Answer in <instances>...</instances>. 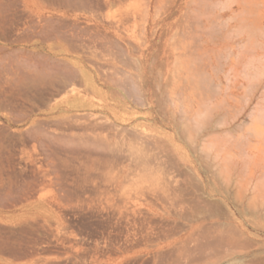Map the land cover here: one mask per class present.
I'll return each mask as SVG.
<instances>
[{
	"label": "rangeland",
	"instance_id": "374dc122",
	"mask_svg": "<svg viewBox=\"0 0 264 264\" xmlns=\"http://www.w3.org/2000/svg\"><path fill=\"white\" fill-rule=\"evenodd\" d=\"M0 1L5 6L3 21L0 20V93H3L0 98L8 107L11 105L14 112L9 118L0 115V264H185L187 260L177 255L176 250L182 242L189 241L194 247L195 241L199 242L201 238L200 244H205L206 240L210 244L226 233L233 235L237 246L229 250V255L225 247L218 249L221 252L202 251L204 254L198 250L196 253V248L191 249L198 255L199 264L219 261L217 251L227 255L223 259L226 264L239 257L249 262L252 259L249 253L260 252L255 259L257 264H264V0L248 2L250 6L256 3L253 6L262 11L258 10L259 20L255 26L246 22L243 27L238 23L241 14H249L244 9L248 6L244 0H207L210 5L205 0H152L151 8L150 0H127L126 5V0H122L121 5L105 0H100L101 3L99 0H69L70 4L68 0H37L41 6L40 16L31 13L24 0ZM215 3L218 4L211 17ZM120 6L122 10L126 6L132 7L125 9L132 16L127 18L128 15L125 17L122 13L120 17ZM187 8L192 9L188 12ZM145 9L151 13L146 33L144 23L148 10ZM118 17L127 18L131 23L124 24L127 19L117 23ZM115 19L122 28L113 23ZM186 20L194 24L190 25ZM51 27L54 30L50 32ZM183 27L189 35L183 32ZM251 30L255 34L253 41L248 39ZM98 32L105 34L101 36L103 38L109 34V42L99 37ZM228 32L235 39H244L235 48L233 57L241 51L245 59L237 70L232 71L228 67L231 50L221 46ZM179 34L183 43L190 41L192 46L187 44L189 48L196 46L191 50L194 52L195 49V55L200 56L198 47L212 36L208 47L214 52H204L202 56L212 57L218 62L214 64L217 67L207 69L206 74L203 72L201 78L198 77L200 79L193 80V84L192 81L191 84L187 80L184 82L185 79L167 82L173 80L170 75L178 72H175L179 67L175 57L187 43L182 45L181 39L178 42L175 37ZM177 42L182 45L178 52L175 50ZM142 44L145 47L143 56ZM201 59L205 62L207 58L201 57L198 61ZM42 61H46L45 64ZM63 64L66 70L75 67L79 74L77 72L72 79L67 76L69 82L59 79L54 86L37 85L38 79L64 69ZM168 65H175L172 67L174 73L167 70ZM11 70L13 72L9 73ZM21 70H26V74ZM31 72H35V76ZM215 72L221 74L222 83ZM9 75L7 81L5 77ZM25 75L33 80L39 75L35 80L37 83ZM29 82L33 87L36 83L34 90L32 86L30 89ZM65 83H70L68 89L72 87L74 91L69 102L62 101L56 107V101L66 95ZM193 87L198 94L203 92L197 99L191 93ZM18 109L20 112L12 121ZM21 111L29 112L40 121L37 129L44 135H37L42 136L41 140L32 134L28 135L33 137H27L20 131L23 127L17 119L22 116ZM91 123H96V129L91 128ZM40 128L46 129L45 133ZM33 144L41 146L34 148ZM43 144L52 146L50 149L55 151L47 147L48 152L58 154L46 153ZM21 145L25 147L24 151L28 149L25 155ZM64 145L85 146H82V154L73 156L67 153ZM86 145L90 147L86 148ZM85 152L91 153L87 154L89 160L96 154V163L89 161ZM113 176L117 177L114 181ZM192 237L195 238L194 245Z\"/></svg>",
	"mask_w": 264,
	"mask_h": 264
},
{
	"label": "bare ground",
	"instance_id": "6f19581e",
	"mask_svg": "<svg viewBox=\"0 0 264 264\" xmlns=\"http://www.w3.org/2000/svg\"><path fill=\"white\" fill-rule=\"evenodd\" d=\"M10 1V0H9ZM25 1V5L27 6V8L31 11V13H36V14H40L41 15V6L39 5V3H38V1L37 0H24ZM64 1H66V0H63V2ZM71 1V0H70ZM100 1V0H99ZM102 1H104V0H102ZM106 2H113V3H115V2H120V4L119 5H121V2H123L122 0H105ZM104 1V2H105ZM143 1V0H142ZM158 1V0H157ZM160 1V0H159ZM163 1V0H162ZM166 1V0H165ZM195 1V0H194ZM197 1V0H196ZM195 1V2H196ZM201 1H203V0H201ZM208 1H211V0H208ZM207 0H205V2L207 3L208 2ZM236 1V0H235ZM237 1H239V0H237ZM240 1H242V0H240ZM247 4H248V2H250L251 0H244ZM244 1H242V2H244ZM0 2H2V1H0ZM20 2V1H19ZM68 2H69V0H68ZM74 2V1H73ZM104 2H102L103 4H105ZM125 2V4L124 3H122V6H123V4L124 5H126V2H127V0L126 1H124ZM198 2H199V0H198ZM197 2V3H198ZM220 2V1H219ZM241 2V3H242ZM56 3H58V2H56ZM62 3V2H61ZM65 3H67V2H65ZM75 3V2H74ZM96 3H97V1H96ZM99 3V2H98ZM100 3H101V1H100ZM99 3V4H100ZM192 3H194V2H192ZM238 3V2H237ZM245 3V4H246ZM4 4V3H3ZM3 4L2 3H0V20L1 21H3V18H2V16H3V11L5 10V6L3 7ZM60 4V3H59ZM69 4H70V2H69ZM68 4V5H69ZM112 4V3H111ZM141 4V3H140ZM144 4V3H143ZM142 4V5H143ZM162 4V2L160 3V5ZM216 4V3H215ZM215 4H212V5H214L213 6V9H211L212 11H211V17L213 16V14H215L214 12H215V9H216V6H217V4L215 5ZM239 4H240V2H239ZM244 4V3H243ZM244 4V6H246ZM19 5H20V3H19ZM61 5H63V4H61ZM98 5V4H97ZM146 5V4H145ZM147 5H148V3H147ZM199 5H201V4H199ZM205 5H207V4H205ZM208 5H210L209 4V2H208ZM252 6H250L249 4H248V6H250L249 8H247V7H244V9H246V10H248V15H245V13H243L244 15L242 16V14H241V17H240V19H239V25L241 26V27H243L244 26V24L247 22V23H250V24H253L254 26H255V24H257L258 23V20H259V17H258V15H257V13H258V10H259V12L261 13V11L262 10H260V9H256V7H254L253 5H255L256 6V3L254 4H251ZM56 6V5H55ZM151 6H152V0H150V2H149V7L151 8ZM165 5H163L162 7H164ZM203 6V5H202ZM18 7V6H17ZM102 7H104V5L102 6ZM121 7V6H120ZM119 7V9H121L122 10V7L120 8ZM127 7V6H126ZM126 7H124V10H122V12H121V14L119 15L120 17L121 16H123V15H125V17H126V14L128 15L127 16V18H130V16H132V14H128L129 13V11H125V9L126 10H128L129 8H126ZM206 7V6H205ZM215 7V8H214ZM242 7V8H243ZM116 8H118V7H116ZM146 8H148V7H146ZM157 8V7H156ZM102 9V8H101ZM130 9H132V7L130 8ZM129 9V10H130ZM134 9V8H133ZM142 9H143V7H142ZM188 9V12H189V10L190 9H192V8H187ZM243 9V10H244ZM137 10V9H136ZM146 11L148 10V9H145ZM196 10V9H195ZM242 10V11H243ZM120 11V10H119ZM124 11L126 12L125 14H124ZM156 11V10H155ZM191 11V10H190ZM240 11V10H239ZM25 12H27V10L25 11ZM143 12H144V10H143ZM143 12H142V14H143ZM194 12V11H193ZM193 12L191 13V14H193ZM196 12V11H195ZM12 13V12H11ZM29 13V12H28ZM118 13V12H117ZM120 13V12H119ZM122 13H123V15H122ZM131 13V12H130ZM213 13V14H212ZM188 14V13H187ZM206 14V13H205ZM218 14V13H217ZM216 14V16H218ZM263 18H264V9H263ZM25 15V14H24ZM34 15V14H33ZM39 15V16H40ZM135 15H136V12H135ZM145 15V14H144ZM155 16L157 15V14H154ZM196 15H197V13H196ZM202 15V14H201ZM220 13H219V18H220ZM237 15V14H236ZM235 15V16H236ZM9 16V15H8ZM16 16V15H15ZM140 16H141V13H140ZM146 16V15H145ZM155 16H154V19H155ZM184 16V15H183ZM187 16H189V15H186V17ZM203 16V15H202ZM208 16V15H207ZM238 16H240V14L238 15ZM259 16H261V15H259ZM29 17V16H28ZM120 17H118V18H116V19H118L117 21V23H122V22H124V20H126V19H119ZM143 17V16H142ZM150 17H151V13H150V10H148V15H147V18H146V20H145V26H144V31H145V33H146V30H147V24H148V22H149V19H150ZM186 17H184V18H186ZM208 17H210V15L208 16ZM210 17V18H211ZM2 18V19H1ZM18 18V17H17ZM27 18V17H26ZM25 18V19H26ZM218 18V19H219ZM233 18V17H232ZM235 19H236V17H234ZM234 18H233V20H234ZM4 19H5V13H4ZM41 19V18H40ZM47 19V18H46ZM50 19V18H49ZM48 19V20H49ZM56 19H58V18H56ZM62 19V18H61ZM64 19V18H63ZM105 19V18H104ZM116 19H115V21L113 20V23L115 22V25H117L118 26V24H116ZM188 19V18H187ZM190 19V18H189ZM216 19V18H215ZM215 19H213V21L214 22H216V20ZM238 19V18H237ZM8 20V19H7ZM7 20H5L6 22H7ZM28 20V19H27ZM30 20V19H29ZM33 20V19H32ZM34 20H36V19H34ZM43 20V19H42ZM54 20V19H53ZM67 20V19H66ZM128 20L129 19H127L126 21H125V23L124 24H126V22L129 24V23H131L130 21L128 22ZM131 20V19H130ZM0 21V24L2 23ZM37 21V20H36ZM41 21V20H40ZM46 21V20H45ZM64 21V20H63ZM69 21V20H68ZM68 21H66V22H68ZM108 21V20H107ZM187 22H188V20H186ZM208 21H209V19H208ZM43 22V21H42ZM47 22V21H46ZM45 22V23H46ZM50 22V21H49ZM58 22V21H57ZM62 22V21H61ZM65 22V23H66ZM186 22V24H190V22H188L187 23ZM194 22H197V20L196 21H194ZM17 23V22H16ZM34 23V22H33ZM48 23V22H47ZM109 23H110V20H109ZM202 23V22H201ZM200 23V24H201ZM5 24V23H4ZM10 24V23H9ZM51 24V23H50ZM71 24V23H70ZM186 24H184V25H186ZM191 24H194V23H191ZM190 24V25H191ZM199 24V25H200ZM14 25V24H13ZM19 25V24H18ZM17 25V26H18ZM40 25V24H39ZM44 25V24H43ZM59 25V24H58ZM57 25V26H58ZM67 25V24H66ZM81 25V24H80ZM110 25H111V23H110ZM114 25V26H115ZM202 25V24H201ZM204 25V24H203ZM203 25H202V27H203ZM213 25V24H212ZM214 25H215V23H214ZM4 27H5V25H3ZM11 26V25H10ZM17 26L15 27V28H17ZM37 26V25H36ZM41 26V25H40ZM125 26V25H124ZM130 26V25H129ZM187 26H189V25H187ZM194 26V25H193ZM193 26L191 27L192 29H193ZM198 26V25H197ZM210 26H211V24H210ZM233 26V25H232ZM232 26H230V30L232 31L233 30V28H232ZM12 27V26H11ZM44 27V26H43ZM42 27V28H43ZM48 28H49V26H47ZM52 27H53V24H52ZM50 28V32H51V29L52 30H54L53 28H55V27H53V28ZM60 27V26H59ZM116 27V26H115ZM119 28H122V26H118ZM117 27V28H118ZM180 27V26H179ZM38 28V27H37ZM181 28H182V24H181ZM23 29V28H22ZM32 29V28H31ZM45 29H46V25H45ZM44 29V30H45ZM56 29V28H55ZM184 29H187V28H184L183 27V32H186V31H184ZM189 29V28H188ZM195 29V28H194ZM201 29V28H200ZM203 29V28H202ZM24 30V29H23ZM35 30V29H34ZM33 30V31H34ZM61 30V29H60ZM101 30V29H100ZM99 30V31H100ZM117 30H119V29H117ZM204 30V29H203ZM202 30V31H203ZM209 30V29H208ZM207 29H206V31H208ZM1 31V30H0ZM26 31V30H25ZM29 31V30H28ZM48 31V30H47ZM98 31V30H97ZM96 31V32H97ZM102 31V30H101ZM189 31H191V30H189ZM30 32V31H29ZM42 32V31H41ZM49 32V31H48ZM61 32H62V30H61ZM106 32V31H105ZM188 32V31H187ZM186 32V33H187ZM194 32H195V30H194ZM198 32V31H197ZM197 32L195 33V34H197ZM199 32H201V30L199 31ZM210 32V31H209ZM31 33V32H30ZM45 33V32H44ZM103 33V32H102ZM143 33V32H142ZM178 33H179V31L177 32V35H178ZM189 33V32H188ZM187 33V35H189ZM215 33V32H214ZM231 33V32H230ZM229 32H228V34H226L225 35V37H223L224 38V40L221 42V46L223 47L222 49H227V50H231V52H230V54H229V58H230V62L228 63V67H229V69L232 71V70H237V68L241 65V63L244 61V59H245V57H244V52H241V51H239L236 55H237V57L236 58H234L233 56L235 55V52H234V50H235V48L236 47H239L240 46V44H241V42L244 40L243 38L242 39H235L233 36H232V34H230ZM17 34H18V32H17ZM21 34V33H20ZM19 34V35H20ZM29 34V33H28ZM39 34V33H38ZM51 34V33H50ZM98 34H99V32H98ZM101 34V33H100ZM99 34V37H101V36H103V35H105V34H101L100 35ZM140 34V33H139ZM182 34V33H181ZM192 34H194V33H192ZM209 34H211V33H209ZM1 35V34H0ZM54 35V34H53ZM59 35V34H58ZM108 36H109V34H107ZM212 35H215V34H213L212 33ZM18 36V35H17ZM55 36V35H54ZM96 36H98V35H96ZM108 36H106V38L105 39H107L108 38ZM112 36V35H111ZM140 36V35H139ZM181 35L179 34V37L177 36V37H175V38H178V42L180 43V39H181V42L182 41H184V40H182L183 38L182 37H180ZM191 36H193V35H191ZM191 36H189V37H191ZM199 37H200V35H198ZM197 36V37H198ZM254 36H255V34H254V31L253 30H251L250 31V33H248V39H250V40H254ZM25 37V36H24ZM43 37V36H42ZM51 37V36H50ZM98 37V38H99ZM143 37V36H142ZM141 37V38H142ZM188 37V36H187ZM195 37H196V35H195ZM215 37V36H214ZM214 37H213V39H214ZM219 37V36H218ZM241 37V36H240ZM18 38V37H17ZM20 38H21V36H20ZM101 38H103V37H101ZM101 38H99V39H101ZM103 38V39H104ZM211 38H212V36H211ZM211 38L209 39V38H207V39H204V42H203V44L202 45H200V47H198V50L199 51H203V52H199L198 51V53H200L201 54V56L199 55V57L201 58H207L206 59V61L204 62V59H201V61L199 60L198 61V59H200V58H198V55H197V57H196V55H195V49H194V52L191 50V48H193V47H191V48H189V46H192L191 45V43H190V41H186V42H184V43H186V44H184L183 42H182V45L184 44V45H186V46H184L183 45V47H185L184 49H183V51H182V49H181V51L182 52H180V54H177L178 56H176L175 58H176V60H175V62L176 61H178V65H179V67L177 66L176 68L177 69H175V72H176V70L178 71V72H176V74L175 75H173L172 73V75H170V72L172 71L173 73H174V70H173V68L175 67V65L174 66H169L168 65V69L167 70H169L170 72H167L168 73V76L167 77H169V75L171 76V78H172V76H173V80H167V82H174L175 83V80H176V82H177V79H185V81L184 82H186V80H187V82L188 81H190V82H188L189 84H191V81H192V84H193V80L195 81L196 79H200L201 78V76L203 75V72H205L204 74H206V71H207V69H215L214 67H217L216 65L214 66V64L217 62H215V60L214 59H212V57H210V56H202V54H204V52H208L209 53V51H213V50H209L210 48L208 47L209 46V43H210V40H211ZM216 38V37H215ZM50 39V38H49ZM63 39V38H62ZM109 39H110V37H109ZM115 39V38H114ZM195 39V38H194ZM212 39V40H213ZM108 40V39H107ZM107 40H104L105 42L107 41ZM112 40V39H111ZM176 40V39H175ZM188 40V39H187ZM189 40H190V38H189ZM191 40L193 41V39H192V37H191ZM200 40V39H199ZM102 41V40H101ZM113 41V40H112ZM202 41H203V39H202ZM108 42H109V40H108ZM178 42L176 43V45H180L181 47H182V45L181 44H178ZM194 43L196 42V41H193ZM192 42V43H193ZM198 42V41H197ZM214 42V41H213ZM174 43V42H173ZM190 43V45L189 46H187V44H189ZM118 44V43H117ZM120 45H121V43H119ZM130 44H132V43H130ZM171 44H172V42H171ZM175 44V43H174ZM109 45V44H108ZM111 45V44H110ZM109 45V46H110ZM119 45V46H120ZM194 45V44H193ZM196 45H197V43H196ZM117 46V45H116ZM123 46V45H122ZM134 46V45H133ZM141 46V49H142V51H141V56H143L144 55V50H145V47H144V45L142 44V45H140ZM173 46V45H172ZM178 46H175V50L178 52V48H180V46L178 47ZM5 47V46H4ZM111 47H113V46H111ZM115 47V46H114ZM113 47V48H114ZM168 47H169V45H168ZM188 49H187V48ZM194 48H196V46L194 47ZM115 49V48H114ZM119 49H120V47H119ZM166 49V48H165ZM118 50V49H117ZM121 50H122V47H121ZM124 50V49H123ZM169 50H171V49H169ZM168 50V51H169ZM167 50H165V53L167 52V53H169ZM13 52V51H12ZM32 52V51H31ZM114 52V51H113ZM124 52V51H123ZM171 52H173L172 50H171ZM171 52L169 53V54H171ZM176 52V53H177ZM214 52V51H213ZM216 52V51H215ZM118 54H119V52H117ZM16 55L18 54L17 52L15 53ZM14 54V55H15ZM109 54V53H108ZM107 54V55H108ZM113 54V53H112ZM114 54H116L115 52H114ZM113 54V55H114ZM169 54H167V56L169 55ZM215 54V53H214ZM13 55V56H14ZM35 55V54H34ZM44 55V54H43ZM117 55V54H116ZM172 55H175V52H174V54L172 53ZM195 55V56H194ZM207 55V54H206ZM210 55V54H209ZM217 55V54H216ZM120 56V55H119ZM119 56H117V57H119ZM15 57V56H14ZM20 57V56H19ZM35 57V56H34ZM43 57V56H42ZM154 56H152V58H153ZM156 57V56H155ZM168 57H171V56H168ZM167 57V58H168ZM173 57V56H172ZM17 58V57H16ZM33 58V57H32ZM113 58V57H112ZM132 58V57H131ZM211 58V59H210ZM216 58V57H215ZM29 59V58H28ZM48 59V58H47ZM46 59V60H47ZM110 59V58H109ZM115 59H117V58H115ZM120 59V58H119ZM122 59V58H121ZM124 59V58H123ZM209 59V60H208ZM12 60H14V59H12ZM12 60L10 61V62H12ZM53 60V59H52ZM52 60H51V62H52ZM60 60V59H59ZM125 60V59H124ZM127 60H129V61H131L130 59H127ZM126 60V61H127ZM135 60V59H134ZM133 60V61H134ZM168 60V59H167ZM173 60V59H172ZM172 60H171V58H170V61H171V63H173L172 62ZM208 60V61H207ZM219 60H220V58H219ZM218 60V61H219ZM25 62H26V60H24ZM41 61V60H40ZM125 61V62H126ZM9 62V61H8ZM9 62V63H10ZM21 62H23V60L21 61ZM35 62V61H34ZM44 64H45V62L46 61H42ZM55 62V61H54ZM98 62V61H97ZM119 62H121V61H119ZM135 62H136V60H135ZM139 62V61H138ZM154 62V61H153ZM169 62V61H168ZM200 62V63H199ZM201 62H203V64L201 63ZM220 62V61H219ZM6 63V62H5ZM4 63V64H5ZM13 63V62H12ZM15 63V62H14ZM50 63V62H49ZM124 63V62H123ZM129 63V62H128ZM19 64V63H18ZM18 64H16L15 63V65H18ZM21 64H24V63H21ZM54 64V63H53ZM52 64V65H53ZM97 64V63H96ZM131 64H133V63H131ZM216 64H218V62L216 63ZM12 65V64H11ZM33 65V64H32ZM38 65V64H37ZM52 65H51V67H52ZM55 65H56V63H55ZM110 65V64H109ZM137 65V64H136ZM165 65V64H164ZM176 65H177V63H176ZM47 66H50V64L49 65H47ZM63 66L65 67L64 69H65V71H64V69L62 68L61 70H56V71H53V70H55V69H53L52 70V68L50 69V70H52L53 71V73L50 75V76H47V78H46V76H44V78L42 77V79L40 78V79H38V82H39V84H37V85H40V84H48V87H49V85L50 86H54L57 82H59L58 80L59 79H65L64 80V82H69V81H71L70 79H72L75 75H77L76 73L79 71L78 70V68H77V72H76V70H74V68L75 67H73V69L70 71V69H67L66 70V65H64L63 64ZM71 66V65H70ZM99 66V65H98ZM138 66V65H137ZM203 66V67H202ZM6 67V66H5ZM19 67V66H18ZM24 67V66H23ZM22 67V68H23ZM26 67V66H25ZM27 67H28V65H27ZM39 68H40V66H38ZM67 67H69V66H67ZM72 67V66H71ZM129 67H130V65H129ZM1 68V67H0ZM17 68V67H16ZM30 68V67H29ZM49 68V67H48ZM115 68V67H114ZM159 68V67H158ZM157 68V69H158ZM179 68V69H178ZM7 69V68H6ZM24 69V68H23ZM28 69V68H27ZM26 69V70H27ZM41 69H43L42 67H41ZM119 69V68H118ZM203 69V70H202ZM4 70V69H3ZM24 71V70H21L22 72H23V74L25 73L26 74V72L27 71ZM44 70V69H43ZM42 70V71H43ZM49 70V71H50ZM68 70H69V72H68ZM104 70V69H103ZM121 70H122V68H121ZM220 71H221V68L219 69ZM5 71V70H4ZM7 71V70H6ZM9 71V70H8ZM7 71V72H8ZM20 71V72H21ZM40 71V70H39ZM106 71V70H105ZM219 71V72H220ZM223 71V70H222ZM6 72V73H7ZM11 72H13V70H11L9 73H11ZM37 72V71H36ZM41 72V71H40ZM67 72V73H66ZM119 72V71H118ZM125 72H126V70H125ZM144 72V71H143ZM160 72V71H159ZM158 72V73H159ZM217 73V72H215V76H216V74H217V76H216V78L217 79H219V81L221 82V80H222V76H221V74L220 73ZM8 73V74H9ZM31 73H33V72H31ZM35 73V72H34ZM34 73H33V75H34ZM69 73V74H68ZM114 73V72H113ZM120 73H122V72H120ZM157 73V72H156ZM209 73V72H208ZM15 74H18V72H16ZM37 74H39V72L37 73ZM43 74H44V72H43ZM45 74H46V72H45ZM44 74V75H45ZM78 74H79V72H78ZM130 74V73H129ZM162 74V73H161ZM213 74V73H212ZM12 75V74H11ZM40 75V74H39ZM39 75H38V77H39ZM106 75V74H105ZM122 75V74H121ZM132 75V74H131ZM135 75H137V74H135ZM158 75V74H157ZM201 75V76H200ZM6 76H8V75H6ZM15 76V75H14ZM26 76V75H25ZM35 76V75H34ZM67 76H68V78H70L69 79V81H66V79H68L67 78ZM107 76V75H106ZM123 76H124V74H123ZM126 76H129V75H126ZM133 76V75H132ZM27 77V76H26ZM29 77V76H28ZM27 77V78H28ZM37 77V78H38ZM49 77V78H48ZM78 77V76H77ZM198 77H200V78H198ZM203 77H205V76H203ZM209 77L210 76H208V79H209ZM6 79H7V81H9L8 80V78H10V75H9V77H5ZM17 78V77H16ZM16 78L14 77L13 79H15L16 80ZM24 78V79H26L27 80V82H28V79L30 78ZM37 78L35 79V80H37ZM103 78V77H102ZM153 78H155L154 76H153ZM157 78V77H156ZM170 78V77H169ZM170 78V79H171ZM4 79V78H3ZM31 79V78H30ZM205 79H207V77L205 78ZM5 80V79H4ZM32 81H35V80H33V79H31ZM25 81V80H24ZM63 81V80H62ZM179 81V80H178ZM0 82H1V80H0ZM27 82H26V84H27ZM36 83H37V81H35ZM73 82V81H72ZM118 82V81H117ZM170 82V83H171ZM200 82V81H199ZM202 82H205V81H203L202 80ZM14 83V82H13ZM36 83H34V87H35V84ZM61 83V82H60ZM195 83V82H194ZM211 83V82H210ZM222 83V82H221ZM220 83V84H221ZM5 84V83H4ZM21 84V83H20ZM29 84H31L30 85V89H31V86H32V83H30L29 82ZM66 84V83H65ZM65 84H63V85H65ZM70 83H67L66 84V86H63L64 87V89H65V87H66V95L64 96V97H62V100L61 101H56V107L58 106V105H60V102H62V101H70V95H71V93L74 91V88H70V89H68L69 88V85ZM73 84V83H72ZM158 83L156 82V85H157ZM166 84V83H165ZM168 84V83H167ZM184 84V86H186V83H183ZM24 85H25V83H24ZM62 85V84H61ZM60 85V86H61ZM177 85V84H176ZM207 85H209V83H207ZM4 86V85H3ZM11 86V85H10ZM22 85H20L19 87H21ZM26 86V85H25ZM27 86H29V85H27ZM46 87H47V85H45ZM167 86V85H166ZM170 86V85H169ZM174 86V85H173ZM172 86V87H173ZM183 86V85H182ZM201 86V85H200ZM206 85H203V87H205ZM5 87H9V86H6L5 85ZM19 87L17 86V88L19 89ZM34 87L32 86V90H34ZM62 87V86H61ZM90 88L92 87V89H94V87L93 86H89ZM156 87H158V86H156ZM171 87V88H172ZM197 87V86H196ZM195 87V88H196ZM221 87V86H220ZM2 88V87H1ZM0 88V89H1ZM6 88V89H7ZM10 88V87H9ZM15 88V87H14ZM21 88H24L23 86L21 87ZM179 88H181V87H179ZM189 88H190V86H189ZM192 88V87H191ZM190 88V89H191ZM210 88H211V85H210ZM218 88V87H217ZM29 89V90H30ZM36 89H38V88H36ZM44 89V88H43ZM62 89V88H61ZM60 89V90H61ZM174 89V88H173ZM197 89V88H196ZM203 89V88H202ZM207 88H205V90H206ZM209 89V88H208ZM15 90V89H14ZM24 90V89H23ZM45 90V89H44ZM47 90V89H46ZM166 90V89H165ZM175 90V89H174ZM217 90V89H216ZM220 90V89H219ZM62 91V90H61ZM91 91H93V90H91ZM171 91H173L172 89H171ZM204 91V90H203ZM14 92L15 91H13V94H14ZM42 92H44V91H42ZM165 92V91H164ZM163 92V93H164ZM169 92V91H168ZM174 92V91H173ZM17 93V92H16ZM23 93V92H22ZM25 93V92H24ZM166 93H167V91H166ZM174 93H177V92H174ZM173 93V94H174ZM192 95L195 97V99H197L196 97H200V95L199 94H202L203 92H202V90H201V93H199L198 94V92H196L195 90H194V87H193V89H192ZM219 93V92H218ZM1 94H3L2 92L0 93V96H2ZM57 94V93H56ZM55 94V95H56ZM58 95H59V92H58ZM171 95V94H170ZM176 95V94H175ZM39 96V95H38ZM52 96V95H51ZM163 96H164V94H163ZM162 96V97H163ZM209 96V95H208ZM207 96V97H208ZM40 97V96H39ZM42 97H44V96H42ZM171 97V96H170ZM174 97V96H173ZM173 97H171V98H173ZM2 98V97H1ZM1 98H0V115H1V113H2V115L3 116H5V117H8L9 118V116L11 115V112H13V111H11V105H10V107H8V105L6 104V103H4V102H2V100H1ZM13 98V97H12ZM33 98V97H32ZM48 98V97H47ZM52 98V97H51ZM167 98H168V96H167ZM3 99V98H2ZM14 99V98H13ZM19 99V98H18ZM41 99V98H40ZM53 99V98H52ZM162 99V98H161ZM166 99V98H165ZM170 99V98H169ZM194 99V100H195ZM205 99V98H204ZM173 100H175V99H173ZM7 101V100H6ZM10 101V100H9ZM171 101H172V99H171ZM196 101V100H195ZM199 101V100H198ZM201 101V100H200ZM202 101H203V98H202ZM205 101V100H204ZM10 102H12V101H10ZM15 102V101H14ZM13 102V103H14ZM17 102V101H16ZM166 101H164V103H165ZM170 101H168V103H169ZM193 102V101H192ZM191 102V103H192ZM18 103V102H17ZM26 103V102H25ZM203 103V102H202ZM9 104V103H8ZM15 104V103H14ZM24 106V105H23ZM201 107V106H200ZM14 108V107H13ZM18 108V107H17ZM194 108V107H193ZM192 108V109H193ZM24 109V108H23ZM191 109V108H190ZM19 110V109H18ZM14 111H16V110H14ZM17 112H20V110L19 111H16V113ZM22 112V116H21V114H20V118L19 119H17V122H18V124L20 125V126H22L23 127V129H21L20 131H22V133L23 132H25L24 134L28 137V136H30L31 134L32 135H36L35 136V138L36 139H38V141L39 140H41V137H38L39 135H44V134H42V132H40L38 129H37V125H38V122H40L37 118H35L32 114H30L29 112H23V111H21ZM196 112V111H195ZM14 113V112H13ZM15 113V116H13L12 117V121L13 120H15V119H13V118H16V115H18L19 113H17L16 114ZM193 113H194V111H193ZM11 117V116H10ZM50 119V118H49ZM56 120V119H55ZM54 121V120H53ZM9 122H11V120H9ZM12 123V122H11ZM49 124L51 125V122H49ZM92 124V127L91 128H93V129H96V123H91ZM39 127H40V125H39ZM38 127V128H39ZM42 127V126H41ZM41 129V128H40ZM35 130H37L36 132L37 133H35ZM42 130V129H41ZM44 130H46V129H43L42 131H43V133H45V131ZM1 131V130H0ZM33 132V133H32ZM49 132V131H48ZM47 132V133H48ZM3 133V132H2ZM39 133V135H37ZM28 134H30V135H28ZM50 134V133H49ZM52 134H50V136H51ZM25 136V137H26ZM49 136V135H48ZM48 136H47V138H48ZM50 136H49V138H50ZM31 137H33V136H30V138ZM52 137L54 138L55 136L54 135H52ZM35 138H33V139H35ZM56 138V137H55ZM58 138V137H57ZM56 138V139H57ZM60 138V137H59ZM27 139V138H26ZM29 139V138H28ZM51 139L52 138H50V139H48V140H50L51 141ZM55 139V140H56ZM29 140H31V139H29ZM45 140V139H44ZM54 140V139H53ZM54 140V141H55ZM59 140V139H58ZM74 140V139H73ZM33 141V140H32ZM37 141V142H38ZM46 141V140H45ZM51 144V143H50ZM8 146V145H7ZM10 146V145H9ZM13 146V145H12ZM22 146V145H21ZM33 146H34V144H33ZM38 145H36V146H34V148H36ZM41 146V145H40ZM40 146H38V147H40ZM42 146H45V148H44V151H45V149L47 148V149H50V147L52 148V146H50V145H42ZM50 146V147H49ZM54 147L56 146V145H53ZM64 146H66L65 148H67V150H68V152L67 153H69L70 152V154H72L73 156H79V154L81 153V150H82V146H85V145H64ZM87 146H89L90 147V145H86V148H88ZM23 147L24 146H22L21 148H22V150H23ZM29 147V146H28ZM27 147V148H28ZM95 147H96V145H95ZM95 147H94V149H95ZM25 148V147H24ZM55 148H57V147H55ZM62 148H63V146H62ZM61 148V149H62ZM30 149V148H29ZM46 149V150H47ZM84 149H85V147H84ZM93 149V148H92ZM91 149V150H92ZM93 149V150H94ZM11 150H12V148H11ZM17 150V149H16ZM20 151H21V153H24L25 151H27L28 149H26L24 152H22V150L21 149H19ZM18 150V151H19ZM36 150V149H35ZM50 150H53V149H50ZM56 151H57V149H55ZM60 150V149H59ZM58 150V151H59ZM2 151V150H1ZM5 151V150H4ZM38 151H39V149H38ZM38 151H36V152H38ZM54 151V150H53ZM95 151H96V149H95ZM3 152V151H2ZM16 152V151H15ZM29 152V151H28ZM27 152V153H28ZM35 152V153H36ZM40 152L41 153H43L42 152V150H40ZM46 152V151H45ZM44 152V153H45ZM55 152V151H54ZM54 152H48V150H47V152L46 153H49V154H54ZM60 152V151H59ZM66 152V151H65ZM83 152V151H82ZM87 152V151H86ZM85 152V157H87V154H91V153H86ZM89 152H90V150H89ZM93 152V151H92ZM43 153V154H44ZM61 153V152H60ZM63 153V152H62ZM94 153V152H93ZM2 154H4V153H2ZM8 154V153H7ZM18 154V153H17ZM26 154V152L24 153V155ZM48 154V155H49ZM58 154V153H57ZM57 154H54V155H57ZM82 154V153H81ZM9 155V154H8ZM13 155V154H12ZM22 155V154H21ZM27 155H29V154H27ZM26 155V156H27ZM53 155V156H54ZM5 156V155H4ZM41 156V155H40ZM45 156V155H44ZM47 156V155H46ZM67 156V155H66ZM96 154L95 155H93V157L91 156L90 157V159L91 160H89L88 159V157H87V159L89 160V161H91L92 163H96ZM2 157V156H1ZM21 157V156H20ZM28 157V156H27ZM42 157H43V155H42ZM48 157H51V156H48ZM13 158V157H12ZM24 158V157H23ZM44 158V157H43ZM51 158H53V157H51ZM77 158V157H76ZM24 159H27V158H24ZM29 159V158H28ZM37 159V158H36ZM46 159V158H45ZM44 159V160H45ZM64 159V158H63ZM86 159V158H85ZM9 160V159H8ZM12 160V159H11ZM22 160V159H21ZM57 160H58V158H57ZM59 160H62L61 158L59 159ZM69 160V159H68ZM67 160V161H68ZM87 160V161H88ZM27 161V160H26ZM65 161V160H64ZM74 161V160H73ZM89 161H88V164H89ZM6 162V161H5ZM21 162V161H20ZM15 163V162H14ZM24 163H25V161H24ZM39 163V162H38ZM57 163V162H56ZM55 163V164H56ZM66 163V162H65ZM16 164V163H15ZM22 164V163H21ZM72 164V163H71ZM87 164V163H86ZM18 165H19V163H18ZM43 165V164H42ZM67 165V164H66ZM70 165V164H69ZM96 165V164H95ZM6 166V165H5ZM20 166V165H19ZM47 166V165H46ZM58 166H60V164L59 165H57V167ZM65 166V165H64ZM68 166V165H67ZM66 166V167H67ZM7 167V166H6ZM24 167H26V166H24ZM51 167H53V166H51ZM61 167H62V165H61ZM86 167H87V165H86ZM18 168V167H17ZM55 168H56V166H55ZM54 168V169H55ZM88 168V167H87ZM25 169V168H24ZM65 168H63V170H64ZM4 170V169H3ZM56 170V169H55ZM60 170V168L58 169V171ZM94 170H95V168H94ZM14 171V170H13ZM16 172V171H15ZM25 172V171H24ZM29 172V171H28ZM5 173V172H4ZM42 173H44L45 174V172L43 171ZM85 173H87V172H85ZM22 174V173H21ZM26 174V173H25ZM4 175H6V174H4ZM11 175V174H10ZM17 175V174H16ZM30 175V174H29ZM36 175V174H35ZM46 175V174H45ZM87 175L89 176V174L87 173ZM86 175V176H87ZM12 176V175H11ZM21 176V175H20ZM19 176V177H20ZM26 176V175H25ZM87 176V177H88ZM118 176V175H117ZM15 177V176H14ZM56 178V177H55ZM89 178V177H88ZM113 178H117L116 176H113L112 177V181H114V180H116V179H113ZM17 179V178H16ZM54 179V178H53ZM63 179V178H62ZM85 179V178H84ZM21 181H23L22 179H20ZM31 180H32V178H31ZM46 180V179H45ZM13 181V180H12ZM17 181V180H16ZM42 181V180H41ZM67 181V180H66ZM18 182V181H17ZM78 182H80V181H78ZM21 183V182H20ZM8 184V183H7ZM15 185V184H14ZM17 185H24V184H17ZM40 185V184H39ZM38 185V186H39ZM25 186V185H24ZM43 186V185H42ZM114 186V185H113ZM122 186V185H121ZM28 187H29V185H28ZM41 187V186H40ZM39 187V188H40ZM6 188V187H5ZM17 188V187H16ZM16 188H13V189H16ZM18 188H19V186H18ZM22 188V187H21ZM63 188V187H62ZM2 189V188H1ZM119 190V189H118ZM2 191V190H1ZM18 191V190H17ZM37 191V190H36ZM21 192V191H20ZM38 192V191H37ZM109 192V190L107 191V193ZM63 193V192H62ZM4 194V193H3ZM2 194V195H3ZM10 195H12V193H9ZM15 194V193H14ZM65 194V193H64ZM67 194H69V193H67ZM110 194V193H109ZM16 195V194H15ZM14 195V196H15ZM259 195V194H258ZM70 196V195H69ZM13 197V196H12ZM11 197V198H12ZM18 198V197H17ZM40 198V197H39ZM63 198V197H62ZM41 199V198H40ZM65 199V198H64ZM13 200H15V199H13ZM16 200H18V199H16ZM24 200V199H23ZM6 201V200H5ZM19 201H20V199H19ZM64 202V201H63ZM52 205V204H51ZM8 206H10V205H8ZM215 223V222H214ZM1 224V223H0ZM217 225H218V223H217ZM221 225V224H220ZM227 225V224H226ZM234 225V224H233ZM213 226V225H212ZM219 226V225H218ZM218 226H217V228H218ZM229 226V225H228ZM7 227V226H6ZM20 227V226H19ZM18 227V228H19ZM24 227H25V225H24ZM215 228H216V225L214 226ZM22 228V227H21ZM29 228V227H28ZM222 228V227H221ZM230 228H232V227H230ZM20 229V228H19ZM31 229V228H30ZM30 229H28V232H29V230ZM201 229H202V227H201ZM200 229V230H201ZM206 229V228H205ZM204 229V230H205ZM211 231H212V229L211 228H209ZM208 229V230H209ZM229 229V228H228ZM3 230V229H2ZM35 230V229H34ZM160 230V229H159ZM204 230L202 231V233L204 232ZM208 230H206L207 232H208ZM16 231H18V230H16ZM23 231V230H22ZM199 231V230H198ZM223 231V230H222ZM225 231V230H224ZM229 231H231V230H229ZM1 232V231H0ZM12 232H13V230H12ZM24 232V231H23ZM169 232V231H168ZM197 232V231H196ZM195 232V233H196ZM200 232V231H199ZM226 232V231H225ZM228 232V231H227ZM4 233V232H3ZM5 233H7V232H5ZM160 233H162V232H160ZM194 233V234H195ZM206 233V232H205ZM210 233H212V232H210ZM209 233V234H210ZM224 233V232H223ZM222 233V234H223ZM229 233V232H228ZM234 233H236V231H234ZM244 234H245V232H243ZM242 233V234H243ZM8 234V233H7ZM10 234V233H9ZM35 234V233H34ZM193 234V237H195V235ZM199 234H201V233H199ZM213 234V233H212ZM230 234V233H229ZM229 234H225V235H223V236H221V239H218V241H213L212 243H211V241H210V244H208V242H207V240L205 241V244H200V243H202V241L200 242V240H201V238H200V240L198 239V238H190L191 239V242H192V244L194 243V241L195 240H197L198 239V241L200 242H197V241H195V243H196V245L195 246H197V247H193L192 245H190V243H189V241H185V242H182V244L181 245H179V247L177 246L176 247V250L178 251L177 253V255H182L184 258V260H187V261H184V263L185 264H199V259L197 258L198 257V255L196 256V255H194V253H195V251H196V253H197V250L199 251L198 253H200V251L202 252H207V251H205V250H209V251H215V250H218L220 247H225L226 248V250L225 251H227V255H229L230 254V252H229V250H233L236 246H237V240L234 238V237H232L233 235H229ZM2 235H4V234H2ZM15 235V234H14ZM23 235V234H22ZM197 236H198V233H197ZM219 237V236H218ZM240 237V236H239ZM6 238V237H5ZM4 238V239H5ZM22 238V237H21ZM217 238V237H216ZM8 239V238H7ZM193 239H195L194 241H193ZM2 240V239H1ZM23 240V239H22ZM21 240V241H22ZM24 240H26V239H24ZM150 240V239H149ZM184 240H186V239H184ZM188 240V239H187ZM243 240V239H242ZM151 241V240H150ZM153 241V240H152ZM180 241H182V240H180ZM13 242V241H12ZM204 242V241H203ZM11 242L9 241V244H10ZM15 243V242H14ZM141 243V242H140ZM178 243V242H177ZM197 243H199V244H197ZM8 244V245H9ZM18 244V243H17ZM23 244V243H22ZM169 244H172V242H170ZM176 244V243H175ZM7 245V244H6ZM12 245H13V243H12ZM148 246L150 245V244H147ZM194 245V244H193ZM242 245H244V244H242ZM5 246V245H4ZM10 246V245H9ZM15 246V245H14ZM23 246V245H22ZM152 246V245H151ZM252 246V245H251ZM8 247V246H7ZM16 247H17V245H16ZM191 247H193V248H191ZM174 248H175V245H174ZM179 248V249H178ZM194 248H196V250L194 251V252H192V250L194 249ZM3 249V248H2ZM5 249V248H4ZM7 249V248H6ZM172 249V248H171ZM192 249V250H191ZM15 250H18V249H15ZM19 250H20V248H19ZM28 250V249H27ZM166 250V249H165ZM169 250H170V248H169ZM176 250H174V251H176ZM7 251V250H6ZM167 251H168V249H167ZM173 251V250H172ZM218 251H220L221 252V250H218ZM218 251H217V255L216 254H213V255H216L217 257H218V259L217 260H219V261H216L214 264H226V262H223V259L227 256V255H222V254H219L218 253ZM166 252V251H165ZM171 252V251H170ZM169 252V253H170ZM202 252V253H203ZM261 252H263V251H261ZM5 253H7V252H5ZM10 253H12V252H10ZM22 253V252H21ZM161 253V252H160ZM169 253H167V254H169ZM173 253V252H172ZM214 253V252H213ZM260 252H257V253H253V251H252V253H249L250 254V256H252L251 258V260L248 262V259L246 260L245 258H243V257H239V258H235V259H233V261H231V260H229L228 262H229V264H257L258 262H256L257 261V258L255 259V257H257V255L259 254ZM8 254V253H7ZM159 254V253H158ZM157 254V255H158ZM166 254V253H165ZM175 254V253H174ZM204 254V253H203ZM208 254V253H207ZM176 255V256H177ZM200 255V254H199ZM222 255V256H221ZM175 256V255H174ZM201 256V255H200ZM243 256H245V255H243ZM22 257H23V254H22ZM159 257V256H158ZM14 258V257H13ZM179 258H181V257H179ZM202 258V257H201ZM18 259V258H17ZM167 259V258H166ZM182 259V260H183ZM261 259V258H260ZM264 259V258H263ZM162 260V259H161ZM169 260H171V259H169ZM255 260V261H254ZM174 261H175V259H174ZM178 261V260H177ZM179 261H181V260H179ZM168 262V261H167ZM187 262V263H186ZM256 262V263H255ZM180 263H182V262H180ZM157 264V263H156ZM165 264V263H164ZM208 264V263H207ZM211 264H213V262L211 263Z\"/></svg>",
	"mask_w": 264,
	"mask_h": 264
}]
</instances>
